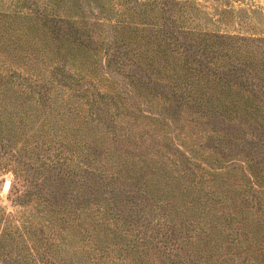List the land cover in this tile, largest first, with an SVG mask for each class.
I'll return each instance as SVG.
<instances>
[{
  "label": "rangeland",
  "instance_id": "rangeland-1",
  "mask_svg": "<svg viewBox=\"0 0 264 264\" xmlns=\"http://www.w3.org/2000/svg\"><path fill=\"white\" fill-rule=\"evenodd\" d=\"M178 1L0 0V52L33 75L0 117V213L30 238L61 228L82 256L96 230L135 264H264V56L194 36L264 39V0ZM52 64L62 93L35 99ZM57 150L113 171V191L56 176Z\"/></svg>",
  "mask_w": 264,
  "mask_h": 264
},
{
  "label": "trees",
  "instance_id": "trees-1",
  "mask_svg": "<svg viewBox=\"0 0 264 264\" xmlns=\"http://www.w3.org/2000/svg\"><path fill=\"white\" fill-rule=\"evenodd\" d=\"M29 0H19V6L15 7L14 12L20 11L21 8H25V5ZM131 1V0H128ZM185 1H178V0H162L161 3L167 4L168 7L172 10V8L181 6L184 4ZM28 9V7H27ZM29 10V9H28ZM31 11V10H30ZM20 14V12L18 13ZM6 12H3L1 16L3 18H8ZM191 21H193L194 17L189 16ZM52 18V15L49 16ZM183 19V18H180ZM69 25L72 24L71 22L68 23ZM193 33V31H191ZM195 38L203 37L204 39L210 42L212 39H228L229 41L234 40V50L236 53H231L235 55H239L240 58H236L239 63L247 64L251 66L252 64H256L257 62L261 61L262 57L264 56V39L254 38V37H245L243 35L230 37V36H219L216 34H208V33H199L195 35ZM156 48H150V52H157ZM261 50V51H260ZM45 56L44 54H41ZM30 57H34L32 53ZM52 68L49 73V78L45 79L43 74L41 78L48 82V86L40 85V86H32L35 85L33 81L31 83L28 82L30 86L26 92L29 94H33L35 99L39 96L42 98H50L52 95H59L62 93L61 87L64 86L63 78L64 75L62 71H67L63 67L64 70H58L61 68L59 64H52ZM238 71H243L244 76H250V73L246 70L249 67L244 69H239L234 67ZM17 68H13V64L8 60L4 51L0 52V117L2 115V111L6 109V106L9 104L5 103L6 98L11 97L12 94L17 93V90L25 89L26 83L28 78H32V74H28V72L24 73L22 69L16 70ZM264 69V65L262 66ZM42 72V67H40ZM55 70V71H54ZM262 71V70H261ZM61 73V74H60ZM38 75V74H37ZM38 83V82H37ZM91 85V83H87ZM87 85V86H88ZM9 86V87H7ZM61 86V87H60ZM87 86L85 83L82 84L81 90L82 93H89ZM39 87V90L37 89ZM42 91V92H40ZM76 90H73V93ZM41 93V94H40ZM42 93H45L42 95ZM27 95V94H26ZM37 95V96H36ZM69 96V95H68ZM50 116L49 114H47ZM70 116V113L68 114ZM58 120V119H57ZM72 141H68L67 143L70 144ZM76 145L77 142L74 141L71 143ZM78 145V144H77ZM126 157V156H125ZM124 158V156H122ZM52 163L49 164L50 170H53L60 178H66L69 175L78 176L84 182L89 183L90 180L96 182L99 180L101 185H103V189H107L108 192L113 191V188L109 187L110 185H114L111 183V180H116L113 174H109L108 171L110 169H105L97 171L96 168L90 167L84 164L81 165V162L78 160V156L74 154V152L66 151L65 153L62 150H57L56 154L53 158ZM90 168V169H88ZM112 169V168H111ZM0 170H3V167L0 165ZM107 170V171H105ZM113 171H110L112 173ZM97 174L98 177L95 176V179H92L93 174ZM83 175V176H82ZM95 185V184H93ZM110 212V213H109ZM116 211L109 210L108 214L114 216L115 218H120L123 222L121 216ZM28 216V215H27ZM26 216V217H27ZM96 220V219H95ZM117 220V219H116ZM94 221V220H93ZM4 223L5 228H8V234H2L0 232V264H135L134 260H130V256H122L119 254V250L114 249L111 245L101 246L102 243L100 238L101 235H104L102 231H98L96 234V230L92 234L89 232L88 234V244L86 246L84 252L81 255H78V252L69 248V245L66 243L62 231L60 229H55L53 226H47L46 232L44 230H39L37 233L41 236H33L30 238V225L31 227L33 224H30V221L27 220L23 214L20 215H6L5 213H0V224ZM93 223V222H92ZM29 224V225H28ZM116 224V222H114ZM27 227V230H24ZM50 225V224H49ZM94 225V224H93ZM118 225V224H117ZM96 226H94L95 228ZM126 227H123V229ZM129 228V227H128ZM22 229V231H20ZM96 229V228H95ZM122 229V230H123ZM125 231H129L126 229ZM99 239H94V235H99ZM17 236V237H13ZM137 237L136 235L134 236ZM18 238L20 241H17ZM37 239V244H36ZM138 239H141V236H138ZM13 242L15 246H12ZM41 242V244H39ZM16 249L13 252V250ZM35 251V252H34ZM16 253V254H14ZM37 253V254H36ZM133 259L135 257V253H132Z\"/></svg>",
  "mask_w": 264,
  "mask_h": 264
},
{
  "label": "water",
  "instance_id": "water-1",
  "mask_svg": "<svg viewBox=\"0 0 264 264\" xmlns=\"http://www.w3.org/2000/svg\"><path fill=\"white\" fill-rule=\"evenodd\" d=\"M9 187V182H7L6 184H5V189H7Z\"/></svg>",
  "mask_w": 264,
  "mask_h": 264
}]
</instances>
